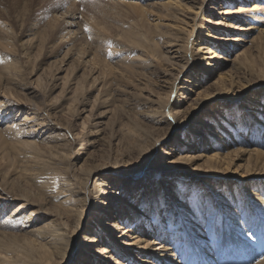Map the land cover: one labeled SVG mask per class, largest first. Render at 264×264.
<instances>
[{
  "label": "rangeland",
  "instance_id": "374dc122",
  "mask_svg": "<svg viewBox=\"0 0 264 264\" xmlns=\"http://www.w3.org/2000/svg\"><path fill=\"white\" fill-rule=\"evenodd\" d=\"M116 1L0 0V107L5 105L0 113V221L4 214L8 213L10 216L12 213L17 214L18 212L23 213L22 216L25 220L21 228L7 230L9 234L12 232L14 234L11 238L14 240L13 243L21 244L23 240H33L34 236L30 231L35 224L42 225L45 223L53 227L60 224L64 227L63 222L65 224L68 222L67 227L72 226L78 218V210L81 209L74 207V212L76 211L77 214L74 213L68 221L62 219L59 216V208L63 205L60 202L65 199V196L55 197V194L58 193V189V194H65L66 184H74L75 180L78 182L77 188L80 187L81 177L86 171L101 167L110 168L103 171L104 173L97 182L114 175L113 181L110 182L113 188L107 192L113 191V197H122L123 200L127 201L129 197L127 192L130 190L124 191L120 195L118 193L119 186L127 182V175H132L136 178H133L134 180L131 182L137 184V190H141L139 187L144 177L142 175L144 172L150 171L156 173L157 168L153 163L159 161L154 156L150 162L143 165L142 157L147 150L145 148L153 138L164 137L166 134L167 136L171 135L170 138L175 136L167 149L168 158L159 162L161 165H175L176 163H183L178 162L177 159L191 157L193 164L185 162V165L188 164L185 168L187 174L181 175V177L188 179L187 181L194 186L210 189L205 187L206 184L227 187L233 183L240 193H244L246 187L263 193V190L260 191V189H264V177H261L264 175L257 174L261 173L262 166L255 163L256 156L253 150L258 148L264 152V145L254 147L255 145L251 146L250 140L246 141V135H250L248 133L250 127L246 128L243 134H240L246 144L240 142L228 148L220 146L213 148L211 146V150L205 152L202 150L201 144L199 145L201 135L197 132L203 129L198 126V121L203 118L206 121L211 120L210 115H206L208 110L213 112L219 107H224V109L233 107L228 101H220L219 97L221 96L219 95H222V91L217 92L218 89L206 93L209 97L201 103V94H204L203 92L209 86H216L215 82L220 75L232 78L236 85L234 91L239 89L237 93L241 95V98L234 102V105H238L237 110L241 109L240 105L246 106V102L252 95H255L258 100L261 99L260 80L264 77V49L259 46L260 37L258 33L264 32V27H258L250 20L246 22V20L236 21L233 19V22L230 23V20L227 22L222 15L227 10V6H223L219 2L213 6L211 0H183L182 4L189 10L192 7L191 3H195V1H198L199 4L204 2L203 12L198 11L196 18V22L203 27L201 33L203 40H199L198 44L204 41V37L205 39L208 37L207 33L211 34V37L207 39L211 38L210 41L216 43L215 48L219 47V51L218 49L217 51L211 50V54L207 56L211 57L213 53L220 56L219 62L213 68L214 76L206 80L200 79L196 83L194 79H198L200 74L188 69L174 81L173 87L178 86L180 90L177 95L176 93L172 94L171 101L165 108V114L169 119L167 120L165 117V120L171 125L168 132L161 130L159 125L151 124L152 121L148 118V110H150L149 107L157 106L158 101L167 91L168 82L172 78H176L175 69L178 70V66L182 62L168 54L176 48L167 47L172 46L173 43L164 44L166 39L163 37L162 39L160 34H156L154 22H152L155 17H148V19L145 18L133 24L136 38L139 40L136 41L139 48H136L135 45H129L128 42L122 41L119 37L122 22L116 25L114 19L110 20V27L115 28L112 33H106L109 38L102 42L99 52L96 46L99 45V40L93 32L99 31L100 35L103 33L102 25H100L104 18L102 13L108 17H113L114 13H117L123 16V21L126 23H133L136 20L127 8H124L123 11V8L110 4ZM239 2V0H235V3L228 10L236 12L241 5ZM15 7L17 8L15 9ZM70 13L74 15L75 20L73 22L75 24L65 29L67 22L73 23L70 20L72 16L68 17ZM152 13H157V10ZM230 15L235 18L237 13ZM119 19L121 20L120 17ZM32 27L34 29L31 31L32 35L25 36L26 31ZM62 30L64 31L62 32ZM136 32L138 33L136 34ZM114 34L118 35L115 36ZM29 40L33 41V48L30 49L28 56H23L19 44ZM120 43L123 44V47L120 48L121 51L119 49ZM38 47L41 49L38 50ZM191 48L197 50L198 45L190 46ZM149 50L160 52V55L166 54L164 59L167 60H164L163 57L160 58V56L155 59L151 56L149 58L151 67L147 68L138 64L137 60L145 55L144 52L149 53ZM226 52H228L227 56H225ZM199 54L200 57L195 56L198 62L202 60L201 57L204 55ZM245 55L249 56L248 61H245ZM200 64L201 62L198 63V65ZM239 64L244 70L238 69ZM110 68L113 71H110ZM124 68H127L126 71L123 70ZM187 78L190 79L189 83H195V85L186 84ZM94 83L98 84L95 85ZM178 95L181 96L178 100L179 105L174 106ZM215 96H217L218 102L216 100L212 103L213 100L211 99ZM177 110H185L184 117L179 113L180 120H177L178 117L174 112ZM167 112L170 115H167ZM27 115L39 119L36 123L40 122L41 125H34L32 128L26 129L22 127L20 128L22 134L17 129L11 130L12 132L5 130L7 123L23 120ZM182 122L185 124L179 128ZM213 123L217 126L215 127L217 132L222 129L224 133H230L228 124L232 125L233 128L231 129L233 130L237 128V122L232 119L223 123V126H218L221 122L214 121ZM209 124H211L210 121ZM173 127L176 128L175 131H171ZM185 128L187 130H184ZM30 130L35 132L30 133ZM139 139L142 142H138V144L144 150L136 145ZM166 140L163 139L162 141ZM75 142L78 144L71 148L69 145ZM213 143L212 145L216 144V142ZM160 146L163 145L160 144ZM229 153L230 155H228ZM213 154H218L216 158L219 159L224 157L230 159L228 161L232 163L229 162V166L225 163L221 165L223 166L221 168L213 166L214 169L210 171V174L227 176L231 179H218L208 175V164H205L206 158L203 157ZM196 157L198 159H194ZM139 172L141 173L137 175ZM122 173L126 175L123 176ZM157 175H155L157 180L162 178L161 173L158 172ZM233 176L238 177L235 179L236 177L233 178ZM41 181L42 183H39ZM92 182L94 183V180H90L86 187L87 201L92 198L90 194ZM63 183H66L65 186ZM159 184L161 183L159 182ZM51 186L54 191H50ZM207 192L211 193L210 190ZM143 193L145 192L140 191L136 194L135 201L137 203L141 202ZM112 196L108 197V203L112 202ZM67 200L73 201L72 198ZM172 201L170 200L171 203ZM90 203H88L90 208L82 228L72 240V245H74L73 252H71L72 262L64 264H79L81 259L83 264H90L94 257L93 254H86V250H80L77 245L82 242L80 239L89 234V230L92 229H90V223L96 217L95 213L100 209L105 211L107 206L97 205L96 211L95 204L93 205L91 201ZM227 211L230 213L229 210ZM231 214L234 215V213ZM255 218L260 224V229L255 230L254 234L249 233L253 238L249 236L250 238L243 240L238 236L234 238L232 237L233 234L227 233L229 230L224 227L225 223L220 226L215 224L216 230L222 236L227 233L226 237H220V239L216 234L212 241L217 244L218 250L210 245L209 249L212 251L210 253H203L204 248H206L204 243L202 248L194 243L196 246L191 247L193 250L191 256H195L196 261L191 264H257L260 262L264 258V207L258 209ZM107 220L108 225L114 230L116 220L111 219V217ZM205 223L206 216L203 219V224ZM203 228L205 229V225ZM7 231L6 233H8ZM0 232L3 233V229ZM167 240L169 239L167 238ZM187 240L191 241L188 238ZM5 241L0 242V245L5 244L0 247V264H21L18 261L13 262L17 255L15 252H9L6 245L11 243L10 241L5 243ZM119 241L124 245L134 242L128 237ZM163 242L159 241L156 246ZM104 247L105 245L100 244L91 251L100 252ZM68 253L69 250H67L66 255ZM100 256L97 255V258H94V262L97 264H100ZM217 256L219 258H215ZM177 257L179 256L177 255ZM53 259H51L52 262L50 260L45 264H56ZM107 260L106 263L112 264L114 256L109 255ZM103 264L105 263L103 262Z\"/></svg>",
  "mask_w": 264,
  "mask_h": 264
},
{
  "label": "bare ground",
  "instance_id": "6f19581e",
  "mask_svg": "<svg viewBox=\"0 0 264 264\" xmlns=\"http://www.w3.org/2000/svg\"><path fill=\"white\" fill-rule=\"evenodd\" d=\"M239 1L241 5L238 7L236 12L235 11L230 12L228 10L230 6L233 3H235V0H211V3L213 6H215L217 2L221 3L223 6H227V10H225V12H223L222 14L224 15V18L227 22L230 20L229 22L231 23L234 21L233 19H236V21L246 20V22L250 20L251 22H253V24L258 25V27L260 26L264 27V6H263L264 4L263 5L261 4L264 3V0H239ZM182 2L183 0H117L115 3L112 2L110 4H115L121 7V9L123 8V11L124 8H127L133 14L136 20L133 23H126L125 21H123L124 19L123 16L117 13H114L113 17L111 16L108 17L104 13H102L104 18H103V22L100 25H102L101 30L103 33L102 35H100L99 31L93 32L94 35L99 40L98 41L99 45L96 46L100 52L101 50L100 47H102L100 45L102 44V42H104V40L106 41V39L109 38L106 33H112V31L115 28V27H110L109 25L110 20L114 19V23L116 25L122 22V25L119 30L121 31L119 32V37L122 39V41L124 40L128 42L129 45H133V46L135 45L136 48L137 47L139 48V45L136 42L139 40L136 38L135 31L133 29V24H135L139 20L145 18L148 19V17L149 18L155 17L152 22H154L153 24L156 34L158 33L161 35V38L163 37L164 39H166L164 41L165 42L164 44L167 45V43H173L172 46H167V47L176 48V49H174L170 53L168 52V54L172 55L173 58L181 60L182 62L181 65L178 66L179 67L178 70L175 69V71L177 72L176 78H172V80L168 82L167 91L164 94V96H162L160 101H158L157 106H154L153 108L149 107L150 109L148 110L149 115L146 114L148 115V118L152 121L151 124L157 126L159 125V128L161 130H167L168 132L170 131L171 125L165 120V117L167 119V116L165 114V108L171 101L172 94L176 93L177 95V92L180 90L178 86L173 87L174 81L179 78L178 76L180 74H183V72L188 69H190L191 72H196L200 74L198 79H194L196 83H198L197 81H200V79L206 80L207 78L214 76L215 74L213 68L219 62V56H220L214 53L212 54L211 57L207 56L211 54V50L217 51L218 49L219 51V47L215 48L216 43L210 41L211 38L207 39L208 37H211L210 36L211 34L207 33L208 37L206 39L204 37V41H203L204 43L202 42L203 44L202 43L198 44L199 40H203L201 36L203 27L196 22V18L198 17V11H200V13L203 12L204 2H200V4L198 3V1H195V3H191L192 4V7L190 8L191 10L187 9L186 6L182 4ZM16 8L17 7H15V9ZM154 10H157V13L153 14L152 12ZM234 13H237L235 18H233L230 15ZM68 17L71 18L70 20L72 22L75 20L74 15L71 13L69 14ZM119 17L121 18V20L119 19ZM74 24H75L74 22L73 23L67 22V26H65V29L66 27L68 28L70 26H73ZM116 27L119 28V26ZM88 28L92 29V27L90 26H88ZM33 30H34L33 27L27 30L25 36L32 35L31 31ZM64 30H62V32ZM65 33L68 34V32ZM137 33L138 32H136V34ZM258 34H259L258 36L260 37V42H259L260 44L259 43L258 44L261 49L262 48L264 49V37H263L264 32H260ZM117 35L118 34H116L115 36ZM193 37H194V41H193ZM32 42H33L32 40H29V41L21 42L19 44L22 53L21 55L28 56L30 49L33 48ZM41 42L44 41L41 40ZM196 44L198 45L197 50H193L192 48L190 49V46L192 47L193 45ZM122 47L123 44L120 45L119 49ZM39 49L41 48L38 47V50ZM228 52L225 53V56H227ZM199 53L204 54L203 56L201 55L202 60L199 61L201 62L200 65H198L199 62L195 57L196 55L200 57ZM144 54L145 55H142L140 59L137 60V63L147 68L151 67L149 61V58L151 56L154 59L159 58V56L160 58L163 57L164 59V56H167L166 54L163 53L160 55V52L157 51L154 52L153 50L152 51L149 50V53L144 52ZM206 56L209 58H207ZM248 59L249 56H246L245 61H248ZM164 60L167 59L165 58ZM126 69L127 68H124L123 70L126 71ZM238 69L240 71L244 70L241 64H239ZM105 70H103V72H105ZM110 71H113L112 68H110ZM226 77L220 75L218 80L215 82L216 86H209L203 92L204 94H201V98H202L201 103L208 99L209 96L206 93H208L213 89L214 90L218 89L217 92L222 91V95H219L221 96L219 97L220 101L223 102L228 101L233 105V107H230L229 108L230 110L224 109V107H219V109L213 112H209L208 110L206 115L208 114L210 115L211 120L209 121L211 122V124H209V121H206L204 118L201 119V121H198L199 122L198 126L203 128L202 131L197 132L199 135H201L200 137L198 136L199 145L201 144L202 150L204 152L211 150L210 148L211 146H213V148H218L219 146L222 148H228L240 142L241 144L242 143L246 144L247 140H250L251 146L254 145H255L254 147H259L260 145L263 146L264 145L263 143L264 142V122H263L264 121V77L260 80V85H261L260 87L262 89L260 93L261 99L258 100L257 98H255V95H252L250 99H248V101L246 102V106L240 105L242 110L245 109L243 111H239L241 109L237 110L238 105H234V102L237 99L239 100L241 98L240 97L241 95L237 93L239 89L234 91V88L236 86L235 82L233 81L232 78L230 77L226 78ZM188 81H190L189 78H187L186 84L188 83L190 84V86L195 85V83L192 84L191 82L189 83ZM97 84L98 83H96L95 85ZM89 89L91 88L89 87ZM177 97L173 104L174 106L179 105L178 100L179 97L181 96L178 95ZM211 100H213L212 103L216 102V100L218 102L217 96L213 97ZM217 105L220 106V104ZM4 108L5 105H2V107H0V113ZM174 112L175 115L178 117L177 120H180V117L178 116L179 113L180 115H182V117L185 116L184 114L185 110L182 111L177 110ZM167 115H170V113L167 112ZM229 119L235 120V122H237V128L233 130L231 129L233 128L232 125H229L227 123L228 127L230 128L229 130L230 133H224L222 129H219L217 132L215 128L217 126H215L213 122L214 121L221 122V124H219L218 126H223V123H226ZM37 120L39 119L27 115V117L24 118L23 120L7 123L5 125V130L11 131L17 129L18 132H21L20 128L22 127L26 129V128H32L34 125H41L40 122L36 123L38 122ZM48 124L46 125L47 129H48ZM183 124H185V122H182L179 125L180 126L179 128H181ZM249 127H250V132L248 133H250V135L249 136L248 134L246 135V141L244 142L240 134H243L246 128ZM31 130L30 133L35 132ZM175 130L176 128L173 127L171 131H175ZM184 130H187V128H185ZM211 131L213 132L211 133ZM170 136L171 135L167 136L166 134L164 137H155L149 142V145L147 146V148H145L147 149L146 153L144 152L145 154L142 157L144 163L143 165H145L147 162H150V159H152V157L154 156L159 161H165V159L168 158L169 154L167 149L169 147V144L173 142L170 141L173 140V137L175 135L171 138ZM183 137H185V134H183ZM163 139H167V140L163 142L162 141ZM138 142H142V140L141 139L137 140L136 145L140 146ZM213 142H216V144L212 145L214 144ZM76 144H78V142H75L74 144H71L69 146H71L72 148L73 145ZM160 144L163 146H160ZM140 147L141 150H144L142 146ZM231 153H235V152H231ZM253 153L256 156V159L254 160L255 163L257 165L259 164L262 166L260 170L261 173H257V172L256 173L258 175H264V152L258 150L257 148L253 150ZM228 155H230V153ZM217 156L218 154H213L211 156L203 157L206 158V160L204 161L205 164H208V168H207L209 169L208 175L218 179L220 178L231 179L230 177L227 176H218L216 174L215 175L210 174V171L214 169L213 166L221 168L223 167L221 165L226 163V165L229 166V162H231L228 161L230 159H226L225 157L219 159L216 158ZM194 159H198V157ZM159 161L153 163L154 166L157 168L156 173L150 171L148 173L144 172V174L142 175V177L143 176L144 177L141 181L142 184L139 187L141 188V190H137L138 189L137 184L131 182L136 177H133L132 175L126 176L128 180L127 182L123 183L122 186H119L118 193L121 195L122 193H124V191L127 192L128 190H130V192H127L129 194L127 201L123 200L122 197L119 198L113 197L112 196L113 191L107 192V190L113 188L110 182L113 181L114 175L113 177L107 175L108 176L107 178L97 182L98 178L101 177V175L104 173L103 171H105V169L109 170L110 168L101 167V168H95L91 171H86V173H84L81 177L80 187L77 188L78 182L75 180L74 184L65 183L66 184L65 194L62 193L58 194L59 189H58V193L55 194V197L65 196V199L60 202L63 205H61V207L59 208V216L62 217V219H66L68 221V219L72 217L74 213L77 214L76 211L74 212L75 209L74 207H79L81 209L80 211L78 210V218L77 220H75L76 222H74L72 226L67 227L68 222L66 224L63 222L64 227H62L60 224H59L60 226L55 225L57 227H53L52 225H47L45 223L42 225L35 224L30 231L31 234L34 236L33 240L26 239L23 240L21 244H19L18 242L13 243L14 240H12L11 238L14 236V234H12L13 232L9 234L8 231L10 229L21 228L22 225L25 223V220H24V216H22L23 213L18 212L16 214L14 212L15 214L12 213L10 216L7 213L3 215V218L0 221V231L3 229V233L0 232L1 235L0 242L1 241L4 242V240H6L5 243H7L10 241L11 244L6 245V247L9 249V252L10 251L11 253L15 252L18 257V259L17 257L16 259L14 258L15 260L13 262L18 261L21 264H45L47 261H50L51 259L54 258L53 261H55L56 264H64L68 262L71 263L72 262L71 252H73L74 249L73 247L74 245H72V240L73 237L76 235V233L82 228L83 221H85L86 214L88 213V210L90 208L88 204L90 203V201L93 203V205L95 204L96 211L98 209L97 205L107 206L104 209L105 211L102 210L103 211L102 212L100 209L98 211L99 213L98 212L95 213L96 217L90 223V229L91 228L92 229L89 230L90 231L89 234L84 235L80 239V241L82 242L77 245L80 250H84V251L86 250V254L88 253L94 255L90 264H97L96 262H94V260L97 258L96 256L97 255L100 256L101 253L102 255L99 257L100 264H103V262L105 264H108L106 262L108 261L107 259L109 255L114 256V260H113L114 262L112 264H191L193 261H196L195 259L196 257L191 256V254H193V250L191 247L196 246L195 244H197V246H200V248H202L203 247L202 244L204 243L206 248H204L203 253H210L212 252L209 249L210 245H212V247H214L215 250H218L217 244H215L212 241L216 234L219 238L220 237L222 238V237H226L227 233H231L233 234L232 237L235 238V236H238L240 237V239L243 240L244 238H248L250 236L251 234L250 232L254 234L253 232L255 230L258 231L260 229L259 228L260 224L257 223V219L255 218V213L258 212V209L264 207V189H260V191L263 190L262 191L263 193H261L255 189L246 187V189L244 188L245 189L243 191L244 193H240L233 183L227 187L218 186V185L209 186L208 184H206L205 187L210 189L199 188L194 186L191 182L187 181L188 179L186 180L185 177H181V175L187 174V172L185 171V168L188 165L187 163L193 164L191 157H184L177 159L178 162H183L179 164L176 163L177 165L180 166H177L176 164L161 165ZM185 162H187L186 165ZM114 170H117V168H114ZM158 172L162 174V178H160L159 180L155 178V175H157ZM115 173H118V171H115ZM140 173L141 172H139L137 175H139ZM122 175L125 176L126 174L122 173ZM237 177L238 176H233V178L235 179H237ZM90 180H94V183L92 182L93 183L92 188L90 189V194L92 198H90L91 199L90 201H87L86 187ZM159 182L161 184H159ZM39 183H42V181ZM52 190L54 191L53 187L51 186L50 191ZM207 190H210L211 193L209 194ZM140 191H143L145 193H143L141 202L139 201L140 203H137L135 201V197L136 194ZM109 196L113 197L111 203L107 202ZM69 198H72L73 201H68L67 199ZM170 200H173L172 203L170 202ZM227 210H229L230 213ZM231 213H234V215H232ZM231 215L232 218H230ZM165 216L166 219L163 220ZM205 216H206V223L203 224V219L205 218ZM110 217L111 219L116 220V222L114 223V230L113 227L111 228V226L108 225L107 219H109ZM223 223H225L224 227H227L226 229L229 230L224 236H222L221 233H219L215 227V224L220 226ZM204 225H205V229L203 228ZM189 226H192L194 228L191 229ZM6 231L8 233H6ZM92 232L93 234L91 235ZM203 235L206 236L203 237ZM124 237H128L130 240H133L134 242L127 245L121 244L119 240L123 239ZM250 237L253 238L252 235ZM167 238L169 240H167ZM187 238L190 239L192 242L187 240ZM159 241L162 242L166 241V242H163L164 244L161 243V245L156 246L158 245ZM100 244L105 245V247L102 248L100 252H97V250L91 251L93 248L95 249ZM4 245L5 244H2L0 245V247ZM71 249L72 251H70ZM67 250H69L68 255H66ZM177 255L179 257H177ZM178 258L180 262L179 260H177ZM215 258H219V257L217 256ZM79 264H83L82 259L79 261ZM257 264H264V258L260 260V262H258Z\"/></svg>",
  "mask_w": 264,
  "mask_h": 264
}]
</instances>
